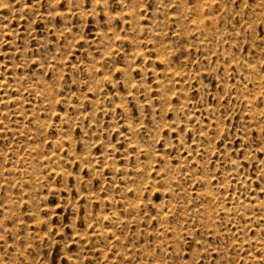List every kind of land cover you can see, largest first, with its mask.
<instances>
[{
    "label": "rangeland",
    "instance_id": "rangeland-1",
    "mask_svg": "<svg viewBox=\"0 0 264 264\" xmlns=\"http://www.w3.org/2000/svg\"><path fill=\"white\" fill-rule=\"evenodd\" d=\"M0 264H264V0H0Z\"/></svg>",
    "mask_w": 264,
    "mask_h": 264
}]
</instances>
